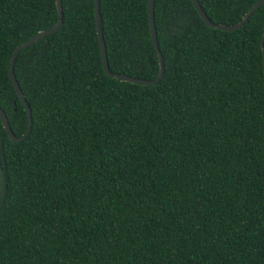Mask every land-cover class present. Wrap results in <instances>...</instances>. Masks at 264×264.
<instances>
[{
    "label": "trees",
    "instance_id": "trees-1",
    "mask_svg": "<svg viewBox=\"0 0 264 264\" xmlns=\"http://www.w3.org/2000/svg\"><path fill=\"white\" fill-rule=\"evenodd\" d=\"M149 0H99L111 71L155 78ZM234 24L258 0H198ZM14 74L32 125L0 120V264H264V4L209 27L191 0H154L159 82L108 76L94 0ZM58 18L55 0H0V107L27 128L13 49Z\"/></svg>",
    "mask_w": 264,
    "mask_h": 264
},
{
    "label": "water",
    "instance_id": "water-1",
    "mask_svg": "<svg viewBox=\"0 0 264 264\" xmlns=\"http://www.w3.org/2000/svg\"><path fill=\"white\" fill-rule=\"evenodd\" d=\"M194 7L198 11L200 17L203 19V21L211 28H217L220 30L224 31H231L234 29H237L241 27L244 22L249 18V16L256 11L260 6L264 4V0H258L256 1L241 17V19L234 23V24H221V23H215L211 21L204 10L202 9L201 5L199 4L198 0H191ZM56 8L58 11V18L56 22L49 28L40 30L36 32L33 36H31L29 39L24 41L23 43L17 45L11 54L10 57V62H9V78L15 88V91L22 101L27 117H28V124L26 130L21 134V135H15L12 129L10 128L8 117L5 113V111L0 107V120L2 122V125L8 135V137L13 140V141H21L23 140L30 132L31 130V125H32V117H31V109L30 106L26 100V97L21 90V87L17 81V78L14 74V62L15 59L18 55V53L25 47L31 45L35 41H37L39 38L51 34L52 32L56 31L61 23H62V17H63V10H62V0H55ZM95 4V20H96V30H97V35H98V40H99V46H100V52H101V59H102V64L103 68L106 72V74L112 78H116L120 81H127V82H133L137 84H142V85H151L159 82L163 75V60H162V53L160 51L159 45H158V39H157V31H156V26H155V20H154V0H149L148 1V17H149V27H150V34H151V40L152 44L157 52L158 55V60H159V71L158 74L155 78L152 79H145V78H138L126 74H120V73H115L111 71L108 63V58H107V52H106V45L104 41V36L102 32V27H101V16H100V3L99 0H94ZM260 45L262 48V54H263V66H264V30L262 32L261 40H260Z\"/></svg>",
    "mask_w": 264,
    "mask_h": 264
}]
</instances>
